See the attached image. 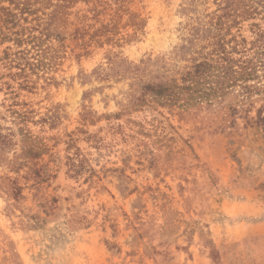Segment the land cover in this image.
<instances>
[{
  "label": "rangeland",
  "instance_id": "1",
  "mask_svg": "<svg viewBox=\"0 0 264 264\" xmlns=\"http://www.w3.org/2000/svg\"><path fill=\"white\" fill-rule=\"evenodd\" d=\"M260 34L264 0H0V264L261 261L221 225L264 206V90L134 104Z\"/></svg>",
  "mask_w": 264,
  "mask_h": 264
},
{
  "label": "trees",
  "instance_id": "2",
  "mask_svg": "<svg viewBox=\"0 0 264 264\" xmlns=\"http://www.w3.org/2000/svg\"><path fill=\"white\" fill-rule=\"evenodd\" d=\"M211 51L208 58L192 64L178 79L158 81L157 77L140 85L134 104L150 98L185 112L196 105L220 103L224 96L234 92L240 93V101H249L255 93L264 90V34L248 46H234L232 50L218 39ZM232 51H237L239 56L233 57ZM5 142V136L0 134V143Z\"/></svg>",
  "mask_w": 264,
  "mask_h": 264
},
{
  "label": "crops",
  "instance_id": "3",
  "mask_svg": "<svg viewBox=\"0 0 264 264\" xmlns=\"http://www.w3.org/2000/svg\"><path fill=\"white\" fill-rule=\"evenodd\" d=\"M255 204H258V209L255 207ZM256 208V211L252 214L253 217L258 216L256 220H252L251 222H238L234 227L221 225L222 235H229L230 232L237 238L239 241L241 237L249 236L255 239H264V206H262L259 202L254 203L253 205ZM249 215V212L247 213ZM212 228V227H211ZM219 234H214V239H217ZM221 235V234H220ZM262 260L256 261L253 264H264V254L261 255Z\"/></svg>",
  "mask_w": 264,
  "mask_h": 264
}]
</instances>
